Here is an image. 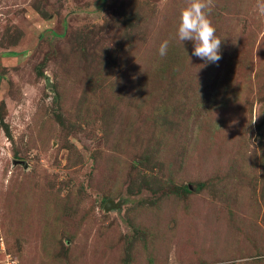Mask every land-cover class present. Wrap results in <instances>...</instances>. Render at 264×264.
<instances>
[{"label": "rangeland", "instance_id": "obj_1", "mask_svg": "<svg viewBox=\"0 0 264 264\" xmlns=\"http://www.w3.org/2000/svg\"><path fill=\"white\" fill-rule=\"evenodd\" d=\"M187 2L0 0V264H264L260 0L225 71L176 38Z\"/></svg>", "mask_w": 264, "mask_h": 264}, {"label": "clouds", "instance_id": "obj_2", "mask_svg": "<svg viewBox=\"0 0 264 264\" xmlns=\"http://www.w3.org/2000/svg\"><path fill=\"white\" fill-rule=\"evenodd\" d=\"M214 7L213 0H188L181 9L176 38L184 44L193 43L192 55L205 60L206 63H215L221 59L220 48L222 38L216 35V27L210 19ZM257 9L264 15V0H260ZM169 40L165 39L158 48L161 57L167 55Z\"/></svg>", "mask_w": 264, "mask_h": 264}, {"label": "trees", "instance_id": "obj_3", "mask_svg": "<svg viewBox=\"0 0 264 264\" xmlns=\"http://www.w3.org/2000/svg\"><path fill=\"white\" fill-rule=\"evenodd\" d=\"M235 4L236 5L235 7H233V9L226 10L227 16L223 15L222 16L223 18L221 19V21H224L227 18L230 21V26H227L224 33L218 36L222 38L221 48H220L221 59L214 65H217L218 68H221V69L223 68V66H225V68H223L224 71L228 70L229 66L233 67L234 69L237 66H240L242 64L243 65L248 64L250 65V67L253 66L252 60L249 59L250 57L249 55L251 54V49L253 46V41L251 40L253 37H255V33H253L252 35L248 37H245L243 35V33H246L243 30H238V33H237V30H236L237 24L239 23L241 24V21L243 20L245 23L242 25V27L245 30V28L249 26L246 22L250 19V17L249 15L245 14V10H242L241 6H237L238 0L235 1ZM210 19L213 20V17L210 16ZM11 53L13 54V52ZM173 53L175 54V51ZM209 66H210V63H209ZM209 71H210V67H209ZM234 71L238 72L237 69ZM208 73L207 74L200 73V75L196 76L197 78H200L199 81L203 83L201 86L202 96L205 95V89H204L205 85L209 82L210 77H212V75ZM243 77L246 78V75L244 74ZM246 80L248 81V78H246ZM238 83L241 84L240 81ZM209 92L211 94V91ZM210 94L206 92L207 100L211 96ZM217 95H219L221 98L224 95V93H218ZM57 97L60 98V95L57 94ZM0 126H3V124H1ZM4 127H6V125H4ZM259 133L262 134L261 126H259ZM181 190L185 194L190 193L189 187H187L186 185H183L181 187ZM119 191H120V187H116V188H112V190L109 192L103 193L101 196L102 203L105 204L108 200L110 199L112 200V198H115L120 193ZM177 193H181L180 188L177 189ZM236 231L238 232L240 236L244 235L246 238L249 239L248 232L243 233V231L240 229ZM142 232L147 233L146 231H142ZM125 264H128V261H126Z\"/></svg>", "mask_w": 264, "mask_h": 264}, {"label": "water", "instance_id": "obj_4", "mask_svg": "<svg viewBox=\"0 0 264 264\" xmlns=\"http://www.w3.org/2000/svg\"><path fill=\"white\" fill-rule=\"evenodd\" d=\"M18 162V163H23L24 161L23 160H15V163ZM117 203L114 202V200H108L106 203H105V210H108L109 208H114L116 207Z\"/></svg>", "mask_w": 264, "mask_h": 264}]
</instances>
